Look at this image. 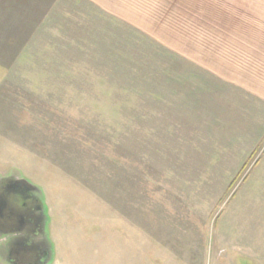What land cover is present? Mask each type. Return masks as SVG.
Instances as JSON below:
<instances>
[{"label": "rangeland", "instance_id": "obj_1", "mask_svg": "<svg viewBox=\"0 0 264 264\" xmlns=\"http://www.w3.org/2000/svg\"><path fill=\"white\" fill-rule=\"evenodd\" d=\"M228 1L0 0V178L41 190L49 264H264V109L210 71Z\"/></svg>", "mask_w": 264, "mask_h": 264}, {"label": "crops", "instance_id": "obj_2", "mask_svg": "<svg viewBox=\"0 0 264 264\" xmlns=\"http://www.w3.org/2000/svg\"><path fill=\"white\" fill-rule=\"evenodd\" d=\"M231 1L229 0L228 4H219L218 7H221V9L216 8V11L213 12H218L215 15V27L218 23L221 30L227 28V35L226 38H223V41L228 43L229 40V44L233 45L228 47L235 51L234 53H228L220 61V55L223 53L217 52L216 47L213 46V54L211 55L214 56V59L210 71L219 85L218 93L223 98V104H226L224 107H227V110L237 107L238 102L236 100L244 101V97L239 90L245 95L259 100L260 106L264 109V2L263 0L261 2L234 0L238 2L232 3ZM202 10L203 8H196V17H202ZM258 10L261 12L259 13ZM220 14L224 18L221 17L222 20L219 21L217 16ZM230 51L227 49V52ZM198 56L200 57V50ZM185 57L190 58L186 55ZM203 68H201L202 71L205 70ZM212 92L213 100H215V87H213ZM249 105L256 108L255 104ZM234 113V121L240 122L241 119L238 117L240 111ZM252 114L256 115L254 109ZM258 122V129H261L259 136H261L264 132V111L263 117Z\"/></svg>", "mask_w": 264, "mask_h": 264}, {"label": "flooded vegetation", "instance_id": "obj_3", "mask_svg": "<svg viewBox=\"0 0 264 264\" xmlns=\"http://www.w3.org/2000/svg\"><path fill=\"white\" fill-rule=\"evenodd\" d=\"M23 179L14 174L0 178V240L10 262L40 264L46 249L43 196L38 187L21 182Z\"/></svg>", "mask_w": 264, "mask_h": 264}, {"label": "water", "instance_id": "obj_4", "mask_svg": "<svg viewBox=\"0 0 264 264\" xmlns=\"http://www.w3.org/2000/svg\"><path fill=\"white\" fill-rule=\"evenodd\" d=\"M21 182H24V183H26L27 185H30V186H32L33 184L31 183V182H29L27 179H23ZM33 187V186H32ZM43 211H44V208H43ZM42 211V212H43ZM42 212H41V214H42ZM44 216V215H43ZM42 237H43V241L45 242V247H46V249L44 250V254H45V256H44V259L40 262V264H49V262H50V253L49 252H51L50 250H51V247H50V245H48V244H46V240H47V231H46V221H44V225H43V228H42ZM5 258L7 259V262H9L10 260L8 259V256H7V254L5 255ZM12 263V262H11ZM10 262L8 263V264H11ZM12 264H14V263H12Z\"/></svg>", "mask_w": 264, "mask_h": 264}]
</instances>
